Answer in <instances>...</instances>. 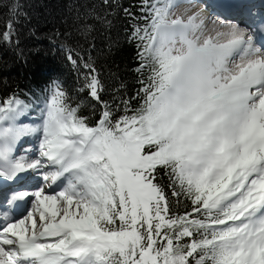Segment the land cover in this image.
<instances>
[{"label": "snow or ice", "instance_id": "snow-or-ice-1", "mask_svg": "<svg viewBox=\"0 0 264 264\" xmlns=\"http://www.w3.org/2000/svg\"><path fill=\"white\" fill-rule=\"evenodd\" d=\"M185 2L122 8L132 95L103 99L90 50L62 42L99 109L60 80L0 98V264H264V4Z\"/></svg>", "mask_w": 264, "mask_h": 264}, {"label": "trees", "instance_id": "trees-1", "mask_svg": "<svg viewBox=\"0 0 264 264\" xmlns=\"http://www.w3.org/2000/svg\"><path fill=\"white\" fill-rule=\"evenodd\" d=\"M15 2L0 0V32L5 30ZM18 3L14 42L8 44L0 39V98L19 92L28 99L29 93L35 96L51 82L60 80L74 96L88 98L89 103L83 109L85 115L92 112V105L99 109L100 105L88 97L87 91L77 92L82 87V78L67 60L65 50L60 47L62 42L77 51L90 50L105 82L103 99L132 95L139 87L134 71L138 63L136 45L128 39L133 21L122 11L139 0H109L112 8L104 0H18ZM90 9L99 17L108 13L111 24L90 15ZM83 24L93 25L92 30L85 34ZM121 82L126 91L120 89Z\"/></svg>", "mask_w": 264, "mask_h": 264}, {"label": "rangeland", "instance_id": "rangeland-1", "mask_svg": "<svg viewBox=\"0 0 264 264\" xmlns=\"http://www.w3.org/2000/svg\"><path fill=\"white\" fill-rule=\"evenodd\" d=\"M197 2H198V1H197ZM187 3H190V4L194 5L195 2H190V0H186L185 3H182L181 7L183 8V7L187 6ZM200 3H202V2H198L199 5H200ZM202 4H203V3H202ZM196 7H198V5H194V7L192 8V10H195ZM201 7H202V6H201ZM27 147H28V144H27L26 146H24L22 149H25V148H27Z\"/></svg>", "mask_w": 264, "mask_h": 264}, {"label": "bare ground", "instance_id": "bare-ground-1", "mask_svg": "<svg viewBox=\"0 0 264 264\" xmlns=\"http://www.w3.org/2000/svg\"><path fill=\"white\" fill-rule=\"evenodd\" d=\"M204 6V5H203ZM208 6H211V4L209 3V5ZM204 9H206L205 11H206V13L209 15V16H212L210 13H209V10H208V7L206 8V7H203ZM214 18V17H213Z\"/></svg>", "mask_w": 264, "mask_h": 264}]
</instances>
